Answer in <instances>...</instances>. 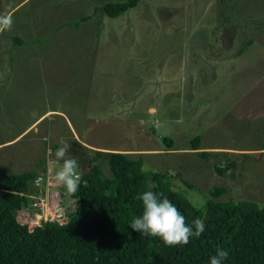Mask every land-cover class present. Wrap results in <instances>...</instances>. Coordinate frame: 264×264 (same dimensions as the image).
Listing matches in <instances>:
<instances>
[{"label": "rangeland", "instance_id": "374dc122", "mask_svg": "<svg viewBox=\"0 0 264 264\" xmlns=\"http://www.w3.org/2000/svg\"><path fill=\"white\" fill-rule=\"evenodd\" d=\"M0 1V13L10 12L13 19L11 30L0 33V170L12 174L39 171L40 161L54 159L58 142L64 138L82 175L88 162L97 160L81 140L100 146L157 150L156 141L174 139L182 129L199 135L204 146L232 150H221L224 153L219 151L209 160L180 158L162 165L171 173L175 192L197 209L203 208L213 187L226 190L215 201L246 200L264 205V0H183L187 8L179 15H184L187 54L184 95L195 90L197 103L201 97L207 99V114L197 123L196 132L163 117L154 118L156 128L150 119L147 126L154 138L149 142L148 131L145 137L138 136V123L125 126L126 130L92 118L96 134L90 135L85 110L103 18L95 14V0ZM21 31L30 35H20ZM14 34L25 37L29 45L13 46L8 38ZM151 40L164 48L178 46L182 38L175 34L168 41H174L172 44L156 36ZM31 124L36 131L20 136L15 145L7 143ZM83 155L86 158L82 160ZM227 160L235 162L236 169L218 173L216 168ZM98 161L104 175L109 176L106 162ZM152 166L144 164V170L159 172ZM33 191L32 187L30 199ZM69 200L68 196L61 204L72 211L76 202ZM24 212L18 211L16 219Z\"/></svg>", "mask_w": 264, "mask_h": 264}, {"label": "trees", "instance_id": "16d2710c", "mask_svg": "<svg viewBox=\"0 0 264 264\" xmlns=\"http://www.w3.org/2000/svg\"><path fill=\"white\" fill-rule=\"evenodd\" d=\"M140 1L96 6L95 14L116 18ZM162 143L168 150L173 148L169 138H163ZM190 146L199 150L200 137ZM214 155L198 153L202 160ZM94 157L97 161L88 162L78 191L72 195L76 205L69 213L71 221L65 226L44 223L32 232L22 221L31 202L32 184L39 173L46 174V162L40 161L39 171L12 174L0 170V264H210L218 248L229 252L224 264H264V205L246 200L215 201L226 190L213 187L203 208L197 209L172 189L169 174L145 171L139 155L94 151ZM98 160L106 162L109 177ZM236 167L227 160L216 171L226 173ZM146 191L169 199L189 226L201 219L204 232L199 238L191 237L187 245L167 246L159 237L133 231V219L143 212V202L137 196ZM22 209L23 216L16 219Z\"/></svg>", "mask_w": 264, "mask_h": 264}, {"label": "crops", "instance_id": "0c3cea01", "mask_svg": "<svg viewBox=\"0 0 264 264\" xmlns=\"http://www.w3.org/2000/svg\"><path fill=\"white\" fill-rule=\"evenodd\" d=\"M90 1L93 2V0ZM124 1L126 0H95V4L96 6H102ZM135 8L136 10L129 12ZM186 8L187 6L185 3L183 4V0L182 2L179 0L175 2H171V0H141L137 6L116 18L103 16L100 33L95 42L97 57L95 74L90 87V102L87 110H85L91 137L96 134V130L92 131L96 128L95 123L90 121L92 118L96 123L102 121L105 124L114 126L121 125L125 129V126L129 128L132 123H138L140 125L139 128L137 126L138 136L145 137L144 133L146 134V131H148L146 142L154 138V133L151 132L147 123L150 119H153V123L158 128V124L154 119L156 117L167 118L170 121L175 120L185 127H191L194 131L198 129L197 123H201L203 121L202 117L207 114L205 111L207 106L204 104L207 99L201 97L200 102L197 103L195 100L197 92L195 90L188 92L187 96L184 95L187 86V84L185 85L187 82V54L184 40L185 31L183 32L182 29L184 15H179V13H183ZM175 16L179 18L175 19ZM96 18L98 19L97 16ZM20 33L23 36L30 35L29 32L25 34L21 31ZM175 34L180 39L182 38L178 46L169 45L160 48L157 46L156 40H151L156 36L166 39L168 42ZM18 36V34L10 35L8 40H11V44H14L13 46L16 48L25 47V45L27 47L29 41L25 37ZM173 42L168 43L172 44ZM186 101L187 107H183ZM33 125L31 124L16 132L17 135L7 143L15 145L20 136L33 130L36 131ZM122 127L121 130H123ZM194 135L180 129L175 138L171 139L173 141L171 150L161 145L164 137L160 139L161 143L156 141L157 150L100 146L93 142L88 144L84 140H81V142L90 146L91 149L84 148H87L86 150H90L93 154L94 151H103L139 155L144 164L155 165L152 167L159 169L161 173H166L162 165L167 162L191 157L201 159L198 156L200 152L217 154L221 150H232L231 148L204 146L205 144L203 145L202 141L200 149L193 150L190 146L191 141L196 137H200ZM43 165L46 168V174L44 175L46 182L42 188L49 195V198L62 202L69 196V199L75 203L76 201L72 198L73 194L68 193L63 186L55 182L54 172L57 168L50 165L49 161ZM167 174L171 175L168 170Z\"/></svg>", "mask_w": 264, "mask_h": 264}, {"label": "clouds", "instance_id": "9594fccd", "mask_svg": "<svg viewBox=\"0 0 264 264\" xmlns=\"http://www.w3.org/2000/svg\"><path fill=\"white\" fill-rule=\"evenodd\" d=\"M12 25V14L0 13V33L10 31ZM58 143L60 147L55 151L54 159L49 161L50 165L57 168L54 179L68 193L75 194L81 182L78 159L69 154L70 143L64 138H60ZM44 179V176H38L35 183L38 185ZM137 199L143 202V212L141 216L134 218L130 225L135 232L159 237L167 246H178L187 245L193 236L199 238L205 230L201 219H195L192 226H189L175 204L167 198L161 199L152 191L144 192L137 196ZM228 256L227 250L218 248L215 255L210 258V264H224Z\"/></svg>", "mask_w": 264, "mask_h": 264}, {"label": "built area", "instance_id": "2783aa9c", "mask_svg": "<svg viewBox=\"0 0 264 264\" xmlns=\"http://www.w3.org/2000/svg\"><path fill=\"white\" fill-rule=\"evenodd\" d=\"M37 177L32 184L34 194L31 197V202L22 224L26 225L31 232L44 223H55L58 226H65L71 221L69 216L71 211L65 210L59 200L53 202L42 188L46 179L37 185L35 183Z\"/></svg>", "mask_w": 264, "mask_h": 264}]
</instances>
